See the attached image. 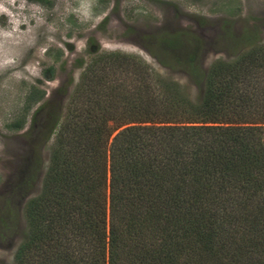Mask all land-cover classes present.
Listing matches in <instances>:
<instances>
[{"label":"trees","instance_id":"trees-1","mask_svg":"<svg viewBox=\"0 0 264 264\" xmlns=\"http://www.w3.org/2000/svg\"><path fill=\"white\" fill-rule=\"evenodd\" d=\"M109 56L125 64L124 75L137 76L135 95L125 93L120 108L103 101L102 116L91 104L89 126L75 135L59 130L42 189L25 206L17 263L264 264V139L252 125L264 122L254 115L264 95L259 86L245 89L249 74L264 69V44L213 62L202 103L185 121L193 125L184 126H142L157 110L141 86L149 84L147 68ZM111 83L118 85L116 73ZM111 119L115 128L129 125L107 148L98 136ZM161 130L171 146L160 144ZM226 185L246 195L229 196ZM227 198L230 206H219Z\"/></svg>","mask_w":264,"mask_h":264},{"label":"rangeland","instance_id":"rangeland-1","mask_svg":"<svg viewBox=\"0 0 264 264\" xmlns=\"http://www.w3.org/2000/svg\"><path fill=\"white\" fill-rule=\"evenodd\" d=\"M259 44L264 0H0V264H18L28 229L25 206L42 189L59 130L75 135L76 128L89 126L91 104L95 115L106 114L103 101L120 108L126 95H135L137 76L124 75L125 64L109 54L147 68L149 84L141 86L157 110L141 125L170 127L193 125L185 121L202 103L215 60L230 61ZM98 56L103 62L88 69ZM249 76L245 89L259 86L264 95V69ZM261 105L254 115L264 120V99ZM117 124L107 120L97 135L107 148L129 125ZM252 125L262 127L264 139V122ZM166 134H158L160 144L171 146ZM227 187L229 196L246 195ZM231 200L219 206L228 208Z\"/></svg>","mask_w":264,"mask_h":264}]
</instances>
